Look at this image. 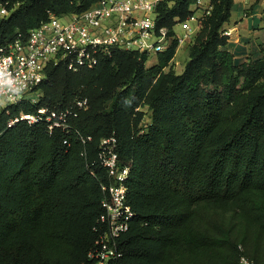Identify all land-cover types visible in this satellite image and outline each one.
I'll list each match as a JSON object with an SVG mask.
<instances>
[{
    "label": "trees",
    "instance_id": "1",
    "mask_svg": "<svg viewBox=\"0 0 264 264\" xmlns=\"http://www.w3.org/2000/svg\"><path fill=\"white\" fill-rule=\"evenodd\" d=\"M96 1L0 0L12 9L0 22V44L25 38L51 13ZM195 1L162 0L157 25L173 32ZM211 3L182 72L166 69L177 40L150 66L147 52L113 48L92 68L49 66L37 103L0 113V264L90 261L104 231L102 184L110 181L100 143L112 135L130 167L135 211L119 240L124 262H264V47L238 62L224 33L235 0ZM82 98L86 108L77 105ZM41 107L42 120L20 118ZM52 110L68 111L69 127L50 132Z\"/></svg>",
    "mask_w": 264,
    "mask_h": 264
},
{
    "label": "built area",
    "instance_id": "2",
    "mask_svg": "<svg viewBox=\"0 0 264 264\" xmlns=\"http://www.w3.org/2000/svg\"><path fill=\"white\" fill-rule=\"evenodd\" d=\"M162 0H97L89 8L65 15L51 13L48 20L30 29L23 38L20 33L13 41L0 44V71H9L24 81L26 88L11 102L0 106V113L10 105L20 101L37 103L42 90L39 87L47 78L51 65L64 63L69 69L94 67L101 55H110L113 48L144 51L149 55L165 51L174 40L178 47L190 45L202 26L203 18L211 12V0H196L191 13L179 21L171 32L167 26H158L157 7ZM12 12L5 3L0 2V22ZM179 25L181 32L177 30ZM224 33L230 34L229 29ZM79 108L88 106V99L77 101ZM47 108H39L38 113H22L20 118L34 123L43 119ZM68 111L58 113L52 110L46 117L50 132L55 127H69L66 117ZM74 116L78 115L75 111ZM19 117L10 120L11 125ZM148 115L144 122H148ZM114 135L102 139L100 159L107 168L109 183H103L105 191L102 205L104 212L101 222L104 231L97 240V246L89 252L88 263L83 264H129L123 261V251L119 240L128 231L135 211L127 200L125 180L130 167L122 165ZM238 264H264L242 256Z\"/></svg>",
    "mask_w": 264,
    "mask_h": 264
},
{
    "label": "crops",
    "instance_id": "3",
    "mask_svg": "<svg viewBox=\"0 0 264 264\" xmlns=\"http://www.w3.org/2000/svg\"><path fill=\"white\" fill-rule=\"evenodd\" d=\"M249 1V5L252 6L251 13L243 17L242 13L248 2L235 0L231 19L224 26V29L230 30L227 47L235 54L238 62L246 61L249 57L258 58L263 54L260 45H258L259 40H264L263 18L261 16L262 0ZM253 28L255 29L253 30ZM258 36H260L259 39ZM180 47H184L186 50L188 48L187 45ZM180 47H178L177 52ZM177 52L174 59L178 56Z\"/></svg>",
    "mask_w": 264,
    "mask_h": 264
},
{
    "label": "clouds",
    "instance_id": "4",
    "mask_svg": "<svg viewBox=\"0 0 264 264\" xmlns=\"http://www.w3.org/2000/svg\"><path fill=\"white\" fill-rule=\"evenodd\" d=\"M2 68L3 66H0V69ZM25 88V82L13 76L11 72L0 71V106H4L21 95Z\"/></svg>",
    "mask_w": 264,
    "mask_h": 264
},
{
    "label": "rangeland",
    "instance_id": "5",
    "mask_svg": "<svg viewBox=\"0 0 264 264\" xmlns=\"http://www.w3.org/2000/svg\"><path fill=\"white\" fill-rule=\"evenodd\" d=\"M248 2L247 6L244 9V12L242 13L243 17L245 15H248L251 13V9L252 6L249 5V0H245ZM262 3V11H261V16L263 18V27H264V0L261 1ZM255 28H253L254 30ZM177 30L181 32V29L179 26H177ZM260 38V36H258V39ZM260 42H258V45H260L261 49L264 47V40H259ZM262 45H261V44ZM251 49V48H250ZM188 51L189 48H187V50L184 47H180L178 52H177V57L175 59L172 60L171 64L169 66L166 67V69H169L170 67H172L176 72L180 73L183 71L184 69V64H185V60L187 61L188 59ZM263 53V52H262ZM157 62V55L156 54H151L149 55L148 60L146 61V65L150 66L154 63Z\"/></svg>",
    "mask_w": 264,
    "mask_h": 264
}]
</instances>
